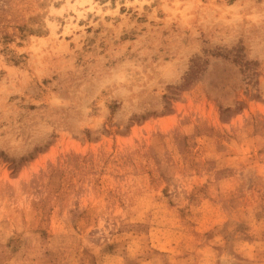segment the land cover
I'll return each mask as SVG.
<instances>
[{"label":"rangeland","instance_id":"rangeland-1","mask_svg":"<svg viewBox=\"0 0 264 264\" xmlns=\"http://www.w3.org/2000/svg\"><path fill=\"white\" fill-rule=\"evenodd\" d=\"M0 264H264V0H0Z\"/></svg>","mask_w":264,"mask_h":264}]
</instances>
